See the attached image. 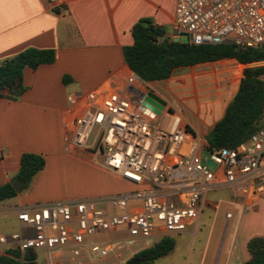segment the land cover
Segmentation results:
<instances>
[{
    "label": "crops",
    "instance_id": "obj_1",
    "mask_svg": "<svg viewBox=\"0 0 264 264\" xmlns=\"http://www.w3.org/2000/svg\"><path fill=\"white\" fill-rule=\"evenodd\" d=\"M59 2L56 7L49 0H0V65L29 48L56 53L55 63L24 71L26 91L18 100L0 99V186L18 177L24 154L46 160L26 189L0 203V234L21 230L16 209L99 199L135 188L105 167L102 153L73 145L74 121L86 106L77 95L127 87L134 73L123 50L133 44L131 31L140 19L152 18L166 29L167 39L176 41L178 0ZM246 67L221 60L178 68L169 79L148 83L165 102V113L179 117L190 135L208 145L206 138L224 118ZM170 237L175 247L167 256L177 240L202 238L195 264H245L251 260L249 242L264 238V197L248 201L228 189L211 190L197 221Z\"/></svg>",
    "mask_w": 264,
    "mask_h": 264
},
{
    "label": "built area",
    "instance_id": "obj_2",
    "mask_svg": "<svg viewBox=\"0 0 264 264\" xmlns=\"http://www.w3.org/2000/svg\"><path fill=\"white\" fill-rule=\"evenodd\" d=\"M182 35L196 46L264 47V0H178L176 41ZM150 95L157 96L136 74L124 89L77 95L86 106L74 121L73 145L102 153L105 167L135 191L16 209L21 230L0 234V255L18 249L36 252L44 264H107L117 242L124 250L115 257L130 250L129 261L151 239L186 232L211 190L228 189L248 201L264 197V128L237 148L208 150L179 117L165 109L158 115ZM102 235L107 238L96 239Z\"/></svg>",
    "mask_w": 264,
    "mask_h": 264
},
{
    "label": "trees",
    "instance_id": "obj_3",
    "mask_svg": "<svg viewBox=\"0 0 264 264\" xmlns=\"http://www.w3.org/2000/svg\"><path fill=\"white\" fill-rule=\"evenodd\" d=\"M133 44L124 48L129 68L145 82L169 79L182 67L195 66L221 60H236L246 65L239 90L227 107L224 118L216 124L206 138L207 149H234L264 128V47L241 49L234 44L200 45L171 41L165 37L166 29L157 26L152 18L140 19L132 28ZM52 49L29 48L0 65V99L18 100L26 91L23 77L29 68L37 70L55 63ZM64 82L68 77H64ZM42 155L26 153L21 158L18 177L26 189L34 177L45 168ZM17 196L8 183L0 186V203ZM175 241L165 237L135 257L152 264L173 251ZM251 260L245 264H264V238H255L248 244ZM0 264H39L34 251L14 249L0 255Z\"/></svg>",
    "mask_w": 264,
    "mask_h": 264
},
{
    "label": "rangeland",
    "instance_id": "obj_4",
    "mask_svg": "<svg viewBox=\"0 0 264 264\" xmlns=\"http://www.w3.org/2000/svg\"><path fill=\"white\" fill-rule=\"evenodd\" d=\"M181 41L183 43H188V39L185 35L181 36ZM97 134V128L94 129L92 136L89 140V145L92 144L93 139L95 137V135ZM210 154L208 153V151L204 152V158H209ZM208 168L212 171V172H216L218 170V166L209 162L207 163ZM136 188L132 189L131 191H135ZM223 193V192H220ZM207 213H209V210H207ZM225 214V211H224ZM210 229V227L208 226L206 229L203 228V233H205L206 231H208ZM123 236V234H116L115 237H121ZM107 236L102 235V236H98L96 237V239H106ZM160 241V238H154L151 239L150 244L151 246H153L154 244H156L157 242ZM204 243V241H202V238H196L194 241L191 239L190 241H176V249L174 251V253L172 255H169L165 258H161L157 261H155L152 264H195L196 263V257L197 254L200 252L199 248L201 247V245ZM117 249L115 251H113L108 260H107V264H120V262L129 255L130 250H125L119 257H115L116 254H119L120 252H122L124 249L123 248H119V243L115 242ZM39 264H44V260L41 257L39 260ZM126 264V263H125ZM141 264H145L144 262Z\"/></svg>",
    "mask_w": 264,
    "mask_h": 264
},
{
    "label": "water",
    "instance_id": "obj_5",
    "mask_svg": "<svg viewBox=\"0 0 264 264\" xmlns=\"http://www.w3.org/2000/svg\"><path fill=\"white\" fill-rule=\"evenodd\" d=\"M147 102L151 105H153L155 108L153 109L158 115L161 114L162 111H164L165 102L162 101L160 98L156 97L155 95H150V98L147 99ZM149 106V105H148ZM10 184L14 187L17 194H20L26 183L21 181L19 177H16L10 181ZM144 260L141 258H133L126 262V264H141Z\"/></svg>",
    "mask_w": 264,
    "mask_h": 264
}]
</instances>
